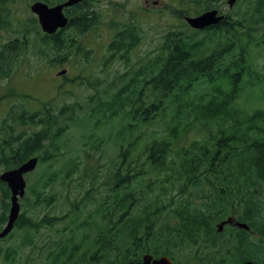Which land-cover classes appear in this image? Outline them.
Instances as JSON below:
<instances>
[{"label": "trees", "instance_id": "trees-1", "mask_svg": "<svg viewBox=\"0 0 264 264\" xmlns=\"http://www.w3.org/2000/svg\"><path fill=\"white\" fill-rule=\"evenodd\" d=\"M31 1L52 6L64 0ZM95 1L78 4L74 25L54 35L43 34L34 18L12 31L16 38L0 46V79H8L31 48V31L58 56L88 58L80 39L98 23ZM14 2L0 0L8 13ZM181 2L194 8L185 11L187 17L220 11L227 0ZM233 6L215 27L192 30L184 23L168 31L159 52L122 74L112 94L90 98L88 114L78 117V104L54 110L46 102L42 113L25 104L10 108L1 127L3 171L32 157L48 168L63 156L60 141L72 128L102 135L94 138V148L112 152L108 168L100 171L103 181L97 185L93 178L65 214H52L58 201L55 174L29 182L23 201L31 198L39 215L23 209L13 230L30 243L25 245L42 235L50 245L44 264H129L146 254L174 264L178 256H186L185 264H264L258 194L264 183V72L256 60L264 50V0H236ZM114 28L109 57L127 63L141 30L133 23ZM81 165L69 159L60 184L71 182ZM0 198L1 228L9 212V190L1 182ZM228 219L249 229L232 224L218 232ZM17 256L13 248L0 249L2 261Z\"/></svg>", "mask_w": 264, "mask_h": 264}, {"label": "rangeland", "instance_id": "rangeland-1", "mask_svg": "<svg viewBox=\"0 0 264 264\" xmlns=\"http://www.w3.org/2000/svg\"><path fill=\"white\" fill-rule=\"evenodd\" d=\"M32 4L31 0H15L9 13L0 4V46L16 38L12 31L31 22L33 16L29 9ZM93 7L97 12L98 23L80 39L82 46L90 51L86 59L77 56L75 52L73 57L58 56L50 48L40 46L37 39L40 40L41 35L31 31V48L28 45L26 53L16 60L10 77L0 79V138L3 137L2 122L12 106L25 104L29 111L42 113L43 103L46 102H50L55 107L54 110L64 105L78 104L82 107V113L78 117L84 113L88 114L90 106H93L91 97L95 100L96 96L112 94L121 83V75L131 69H139L152 59L159 52L163 36L170 30L182 29L185 11H194L192 6L183 4L181 0H97ZM220 8L219 12L226 15L235 6L229 9L225 3ZM179 11L183 13L182 17L178 16ZM130 23L140 28L141 41L129 53V61L124 63L118 57L110 58L108 47L116 33L114 25L121 30V25ZM256 60L264 72V50L256 53ZM61 71H65V74L58 75ZM17 129L20 130L19 127ZM89 135L92 137L91 141L88 140ZM96 136L102 137L95 132L72 128L64 141H60L63 156L48 168L39 167L41 165L37 162L33 172L25 176L28 186L29 182L36 180V176L42 173L55 174L57 182L54 189L58 201L52 208V214H65L71 206L70 201L77 199L79 195L83 196L93 178H97V185L103 181L104 177L100 171L104 173L108 168L106 157L112 152L95 149L93 140ZM71 158L80 160L82 165L71 182L62 186L61 169ZM2 172L3 168L0 167V174ZM27 186L24 197L27 194ZM258 194L264 208V183L259 185ZM23 198L19 199L20 212L25 209L37 217L39 214L37 209L32 208V199L28 198L27 202H24ZM1 205L0 202V213ZM4 224L1 229L6 225ZM11 234H14L11 238L7 239V236L0 240V249L13 248L18 256L12 262L0 259V264L45 263L50 245L44 243L42 235H35L32 245H25L30 243L24 244L18 231L12 230L9 235ZM45 236L54 235L45 231ZM194 252L195 249L189 252L188 256L193 257ZM175 261L177 264H185L186 256H178Z\"/></svg>", "mask_w": 264, "mask_h": 264}, {"label": "water", "instance_id": "water-1", "mask_svg": "<svg viewBox=\"0 0 264 264\" xmlns=\"http://www.w3.org/2000/svg\"><path fill=\"white\" fill-rule=\"evenodd\" d=\"M82 0H67L65 3L56 6H48L47 4L36 1L30 6V12L37 16V20L41 31L46 35H54L58 30L65 29L69 20L64 16L63 9L79 4ZM236 0H227L228 8L231 9ZM224 19V15L217 9H211L202 12L196 16L184 17L185 23L192 30H204L215 27ZM65 71H61L58 75H64ZM38 162L37 157H32L21 163L17 168L9 169L0 175V181L7 185L11 194L7 223L0 232V239L5 238L13 230L15 222L20 214L19 199L25 195L26 181L24 176L33 172ZM233 220L228 219L217 226L218 232H221L225 225H232ZM240 229H249L247 225L236 223L233 224ZM129 264H173L168 257L153 258L151 255H143L139 262H131ZM254 264V263H247Z\"/></svg>", "mask_w": 264, "mask_h": 264}, {"label": "flooded vegetation", "instance_id": "flooded-vegetation-1", "mask_svg": "<svg viewBox=\"0 0 264 264\" xmlns=\"http://www.w3.org/2000/svg\"><path fill=\"white\" fill-rule=\"evenodd\" d=\"M67 0H64V1H62V2H60V3H57V4H54V5H52V6H56V5H61V4H63V3H65ZM83 1V0H82ZM81 1V2H82ZM36 2V1H35ZM40 2H42V1H40ZM80 2V3H81ZM34 3V2H33ZM44 3V2H43ZM79 3V4H80ZM46 4V3H45ZM48 5V4H47ZM78 4H76V5H74V6H72V7H69V8H64L63 9V14H64V16L69 20V24H68V28L70 27V25H74L73 24V21H74V19H75V17L77 16V10H76V6H77ZM48 6H50V5H48ZM52 6H50V7H52ZM32 16H33V18L36 20V23H37V25H38V27H39V30L41 31V29H40V26H39V23H38V20H37V16L36 15H34V14H32ZM67 27H66V29H67ZM64 30V29H63ZM60 31H62V30H58L57 32H60ZM42 32V31H41ZM56 32V33H57ZM43 33V32H42ZM55 33V34H56ZM44 34V33H43ZM5 171H7V170H5ZM5 171H3V172H5ZM2 172V173H3ZM1 173V174H2ZM0 174V175H1ZM26 176V175H25ZM25 176H24V179H25ZM1 182V181H0ZM1 183H3V182H1ZM6 187H7V185L5 184V183H3ZM10 196H11V194H10V192H9V205H10ZM1 199V198H0ZM0 202H1V200H0ZM6 224V223H5ZM4 224V225H5ZM4 228V227H3ZM2 228V229H3ZM1 228H0V232H1V230H2ZM7 237V236H6ZM5 237V238H6ZM4 239V238H3ZM1 240V239H0ZM249 262H251V263H254L253 261H250V260H247L246 262H245V264H247V263H249ZM255 264V263H254Z\"/></svg>", "mask_w": 264, "mask_h": 264}]
</instances>
